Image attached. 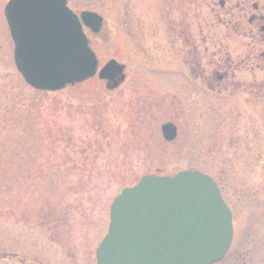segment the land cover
Returning <instances> with one entry per match:
<instances>
[{
    "label": "rangeland",
    "instance_id": "obj_1",
    "mask_svg": "<svg viewBox=\"0 0 264 264\" xmlns=\"http://www.w3.org/2000/svg\"><path fill=\"white\" fill-rule=\"evenodd\" d=\"M9 1L0 0V264H97L110 208L122 190L148 175L172 177L189 170L214 179L233 210L232 246L215 264H264V95L245 104L237 96L233 108L220 115L207 108L196 120L183 121L165 97L164 76L151 73L161 59L152 45L164 43L158 31L164 5L180 0H156L164 10L156 12L155 36L123 30L122 6L139 5L138 19L146 21L141 6L148 0H68L77 13L91 11L105 20L102 38L92 42L100 68L114 59L125 61L128 73L115 90L96 76L56 93L34 90L18 72L5 18ZM181 1L187 3L190 26L196 27L195 2L200 19L226 33L225 13L211 10L218 0ZM242 1L228 0L226 10L237 13ZM179 17L174 10L170 14L173 22ZM248 43L234 37L233 57L244 55ZM159 66L165 70V64ZM168 121L179 128L172 143L161 134ZM248 141L255 153L251 148L249 153ZM61 220L54 239L47 226ZM66 241L69 254L61 247Z\"/></svg>",
    "mask_w": 264,
    "mask_h": 264
},
{
    "label": "water",
    "instance_id": "obj_2",
    "mask_svg": "<svg viewBox=\"0 0 264 264\" xmlns=\"http://www.w3.org/2000/svg\"><path fill=\"white\" fill-rule=\"evenodd\" d=\"M5 16L16 67L33 89L59 92L96 75L111 90L125 81V67L116 60L98 72L85 33L100 32L104 19L97 13L77 14L68 0H10ZM162 133L172 142L177 128L165 124ZM232 240V215L211 177L191 170L148 175L113 201L97 264H214Z\"/></svg>",
    "mask_w": 264,
    "mask_h": 264
},
{
    "label": "flooded vegetation",
    "instance_id": "obj_3",
    "mask_svg": "<svg viewBox=\"0 0 264 264\" xmlns=\"http://www.w3.org/2000/svg\"><path fill=\"white\" fill-rule=\"evenodd\" d=\"M178 3L169 2L166 3L167 6L164 5L165 11L160 18L162 24L160 29L156 28L155 15L156 12L162 13L164 6H159L156 0H148L141 6L147 11L146 21L138 19L136 11H140V6L137 4L122 6L121 12L126 14L123 30L128 35L146 31L151 36H155L158 29L165 35L164 43L152 45L156 48L153 51L162 53L161 59L157 61L158 68L151 69V73L152 76H164L168 83L165 97L173 102L172 106L174 105L183 121L187 123L193 118L196 120L207 111V108L210 114L220 115L221 111L233 108L231 101L237 96L241 101L244 100L245 104V101L252 96L264 95V0L252 2V10L249 9L250 0H244L237 4V13L233 7L226 10L228 0L213 1L212 14L218 15L216 12L218 7L225 13L222 23L226 27V33H220L219 29L213 27V23L203 22L197 11L201 6L198 7L195 2H192L191 8L195 12L196 27L190 26L187 21V3L181 0ZM173 10L180 15L178 21L173 22L170 19ZM87 33L92 45L94 39L102 38L103 29L97 35L91 34L90 31ZM234 37L249 41L244 55H237L236 58L233 57L235 51L229 44ZM137 46L139 52H142L140 48L142 44L138 43ZM154 58L156 57L152 56V59ZM119 63L125 66L124 72L127 78V63L125 61ZM160 63L165 64V70L160 69ZM245 71L250 73V77L246 76ZM167 123L176 125L173 121ZM176 127L179 133V128L177 125ZM250 145L248 141L249 153ZM251 150L255 153L253 148ZM255 158L256 161L262 159V155L259 159ZM232 216L234 224L233 212ZM55 222L54 227L47 226L53 228L47 233L55 237L54 239L60 236V226L64 224L63 220ZM61 247L63 251L67 250L68 254L71 252L70 242L66 241ZM9 258L12 259L11 256Z\"/></svg>",
    "mask_w": 264,
    "mask_h": 264
}]
</instances>
